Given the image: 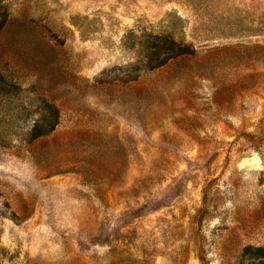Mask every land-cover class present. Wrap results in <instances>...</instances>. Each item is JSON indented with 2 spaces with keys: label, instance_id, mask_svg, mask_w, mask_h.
I'll return each mask as SVG.
<instances>
[{
  "label": "rangeland",
  "instance_id": "1",
  "mask_svg": "<svg viewBox=\"0 0 264 264\" xmlns=\"http://www.w3.org/2000/svg\"><path fill=\"white\" fill-rule=\"evenodd\" d=\"M1 5L0 264H248L264 0ZM155 36L187 51L148 69ZM42 96L59 123L29 140Z\"/></svg>",
  "mask_w": 264,
  "mask_h": 264
},
{
  "label": "trees",
  "instance_id": "2",
  "mask_svg": "<svg viewBox=\"0 0 264 264\" xmlns=\"http://www.w3.org/2000/svg\"><path fill=\"white\" fill-rule=\"evenodd\" d=\"M5 16L6 14L3 10L0 0V33L4 28L6 21ZM153 38L155 42H152V44L146 47V49L150 52L152 58L155 59L156 64L153 66H148V69L158 67L164 64L170 58L183 54L187 51L184 46H181L173 39L162 36H155ZM149 61H151V59ZM41 103L43 112L28 132L29 140L51 132L59 123L60 113L57 107L43 96L41 98ZM247 253L249 254L248 264H264V247L254 248L252 246H246L243 249V255H246Z\"/></svg>",
  "mask_w": 264,
  "mask_h": 264
}]
</instances>
